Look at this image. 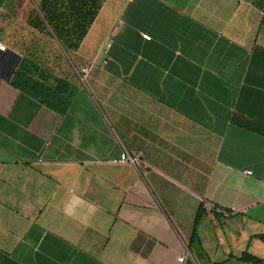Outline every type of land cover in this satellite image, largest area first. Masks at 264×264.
<instances>
[{"label": "crops", "instance_id": "crops-1", "mask_svg": "<svg viewBox=\"0 0 264 264\" xmlns=\"http://www.w3.org/2000/svg\"><path fill=\"white\" fill-rule=\"evenodd\" d=\"M68 55L0 49V264L264 260V0H105Z\"/></svg>", "mask_w": 264, "mask_h": 264}, {"label": "trees", "instance_id": "trees-1", "mask_svg": "<svg viewBox=\"0 0 264 264\" xmlns=\"http://www.w3.org/2000/svg\"><path fill=\"white\" fill-rule=\"evenodd\" d=\"M104 1L41 0L39 3L41 15L32 19V25L51 34L67 52L74 51L80 47L88 34ZM2 54L13 55L9 51ZM243 259L255 264H264L263 259L248 254L243 255Z\"/></svg>", "mask_w": 264, "mask_h": 264}, {"label": "rangeland", "instance_id": "rangeland-1", "mask_svg": "<svg viewBox=\"0 0 264 264\" xmlns=\"http://www.w3.org/2000/svg\"><path fill=\"white\" fill-rule=\"evenodd\" d=\"M38 1L22 0L20 3L25 9L29 3L28 16H21L20 6L12 17L7 18L12 24L3 26V29L7 28L9 32V40L4 43L6 48L11 46L18 52L38 60H51L55 56L69 57L68 52L60 49L51 34L33 27L32 19L41 15Z\"/></svg>", "mask_w": 264, "mask_h": 264}, {"label": "built area", "instance_id": "built-area-1", "mask_svg": "<svg viewBox=\"0 0 264 264\" xmlns=\"http://www.w3.org/2000/svg\"><path fill=\"white\" fill-rule=\"evenodd\" d=\"M143 37L147 40L151 39V36L149 34H143ZM0 49L1 50L6 49V46L3 42H0ZM93 64H94V62H90L89 64L83 66L79 70V76L83 82L86 80L87 74L90 71ZM112 163H114V164L127 163V164H130L132 166H135L139 170V172L145 171V168L148 167L147 163L145 162V160L142 157V154L138 151L130 150L129 148H124L123 152L121 153V155L119 157L112 159ZM247 172L252 173L251 171H247ZM205 206L207 208H212L211 204H206ZM178 259H179V261H184L185 256L183 255V256L179 257Z\"/></svg>", "mask_w": 264, "mask_h": 264}, {"label": "clouds", "instance_id": "clouds-1", "mask_svg": "<svg viewBox=\"0 0 264 264\" xmlns=\"http://www.w3.org/2000/svg\"><path fill=\"white\" fill-rule=\"evenodd\" d=\"M66 211H68V210L66 209Z\"/></svg>", "mask_w": 264, "mask_h": 264}]
</instances>
